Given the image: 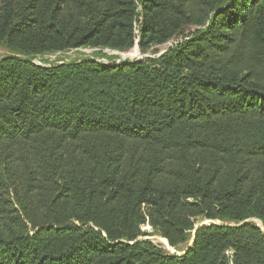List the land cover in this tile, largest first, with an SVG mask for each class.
<instances>
[{"label":"trees","instance_id":"obj_1","mask_svg":"<svg viewBox=\"0 0 264 264\" xmlns=\"http://www.w3.org/2000/svg\"><path fill=\"white\" fill-rule=\"evenodd\" d=\"M0 49V264H264V0H0Z\"/></svg>","mask_w":264,"mask_h":264},{"label":"rangeland","instance_id":"obj_2","mask_svg":"<svg viewBox=\"0 0 264 264\" xmlns=\"http://www.w3.org/2000/svg\"><path fill=\"white\" fill-rule=\"evenodd\" d=\"M191 31H193V28H188L185 31V34H188ZM169 46L170 44L167 42L155 48H151L146 53L141 52L140 49L137 47L139 49V54L131 58H123V54L126 52L132 51L135 47L128 51H117V50H112L110 48H78V49L67 50V51L58 52L54 54H48L42 57H37L36 61L38 63L43 64V63H50V62L72 61L76 59L90 57V58H94L104 63H121L125 60H135V59L143 58L149 55H157L165 51L166 48H168ZM7 53L8 52L5 49H0V57L6 55ZM256 223L259 225H262V222L259 220H256ZM144 229H146L149 232V235L146 236L147 239H150L153 242L159 244L161 247H163L164 249H166L167 251L171 253L177 252L175 248H172L167 243L166 239H164L157 232L153 231L150 226L147 225L144 227Z\"/></svg>","mask_w":264,"mask_h":264},{"label":"bare ground","instance_id":"obj_3","mask_svg":"<svg viewBox=\"0 0 264 264\" xmlns=\"http://www.w3.org/2000/svg\"><path fill=\"white\" fill-rule=\"evenodd\" d=\"M139 54V49L135 47L132 51L123 54V58H131Z\"/></svg>","mask_w":264,"mask_h":264},{"label":"water","instance_id":"obj_4","mask_svg":"<svg viewBox=\"0 0 264 264\" xmlns=\"http://www.w3.org/2000/svg\"><path fill=\"white\" fill-rule=\"evenodd\" d=\"M135 47H138V45L136 44ZM138 48H139V47H138ZM206 223H207V221H204V222H202L201 224H199V226H202V225H204V224H206ZM192 241H193V240H192ZM192 241H191V243L189 244V247L191 246ZM167 243H168V242H167ZM187 249H188V248H187ZM187 249H186V250H187ZM184 252H185V251H184ZM184 252H183V253H184Z\"/></svg>","mask_w":264,"mask_h":264},{"label":"built area","instance_id":"obj_5","mask_svg":"<svg viewBox=\"0 0 264 264\" xmlns=\"http://www.w3.org/2000/svg\"><path fill=\"white\" fill-rule=\"evenodd\" d=\"M177 42V40H171V41H169L168 43L170 44V46L171 45H173L174 43H176Z\"/></svg>","mask_w":264,"mask_h":264}]
</instances>
